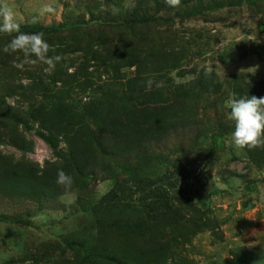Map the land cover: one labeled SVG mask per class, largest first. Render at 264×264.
Returning a JSON list of instances; mask_svg holds the SVG:
<instances>
[{
  "label": "rangeland",
  "instance_id": "obj_1",
  "mask_svg": "<svg viewBox=\"0 0 264 264\" xmlns=\"http://www.w3.org/2000/svg\"><path fill=\"white\" fill-rule=\"evenodd\" d=\"M6 2L20 24L78 23L75 29L44 34L55 49L49 55L63 57L51 72L42 63L23 70L13 67L22 54L5 53L10 37L0 34V87L16 90L7 94L10 105L23 111L28 105L36 108L43 98L30 100L25 93L56 92L59 81L54 88L47 84L53 83L50 75L60 72L58 80L74 87L67 95L74 104L104 103L109 97L112 106L126 97L127 78L136 77V94H153L148 103L155 99L163 109L151 120L158 129L154 136L144 134L141 142L122 139L127 144L110 157L98 151L95 175L83 183L76 171L61 166L66 143L55 151L38 135L41 116L34 121L18 113L19 123L0 125L2 166L6 160L16 164L9 169L37 166L43 176L48 166L50 174L63 169L73 178L70 188L52 179L54 195L41 204L32 189L0 176V264L76 263L82 259L80 246L89 247L93 238L121 250L137 249L143 253L138 256L141 264H158L159 259L168 264H264V147H235L234 122L223 107L229 97H264L249 83L264 78V0L201 9L190 17L186 12L198 0H181L176 8L165 0ZM46 2L56 9L54 14L41 15ZM141 14L156 20L130 25L132 16ZM76 73L86 85L75 81L71 74ZM182 88L199 92L183 94ZM237 88L251 93L238 95ZM125 121L135 128L134 121ZM9 132L26 137L33 150L15 148ZM168 189L173 206L178 189L192 196L188 204H179L185 211L178 227L151 217L149 203ZM116 191L119 198L137 204L134 212L142 224L134 234L124 229L127 235L117 233L102 215V198Z\"/></svg>",
  "mask_w": 264,
  "mask_h": 264
},
{
  "label": "trees",
  "instance_id": "obj_2",
  "mask_svg": "<svg viewBox=\"0 0 264 264\" xmlns=\"http://www.w3.org/2000/svg\"><path fill=\"white\" fill-rule=\"evenodd\" d=\"M260 1L261 0H211L204 2L198 0L195 7L188 10L186 15L187 17L193 16L200 12L201 9L214 10L228 6L254 5ZM154 20H156V17L154 16L142 14L134 15L130 20V25L134 23L154 22ZM72 24L73 23L66 21L58 24L54 23L49 26L41 23H27L20 25L21 31L23 32H42L43 34L48 35L62 32L67 28L75 29L73 28L74 25H78V23L74 25ZM59 74L60 72H55L50 75L52 76L51 81L53 83H51V85L50 83L47 84L49 87L54 88L59 81L61 85L56 92H52L51 90L46 96L41 94L29 96L25 93V98L28 97L30 100L36 101L37 99L43 98L36 108L28 105L25 107V111L19 107L10 105L6 101L7 94L12 95V92H16V90L11 89V92L9 89L2 88L1 86L0 125L19 123L17 120L18 113L31 115V118L34 121H37L41 116V128L37 131L38 135L55 151L59 149L62 143H66L68 149L66 152H68V154L64 159L65 162L62 163L61 166L76 171L80 182L83 183L82 179L88 177L92 178L95 175L98 166L97 163L99 162L98 157H95V155H97L98 151L105 156L110 157L123 150L124 144L127 143H123L122 139L128 138V140H130L129 142H141L144 134L154 136L158 131L156 127L152 126L151 120L157 113H161L163 107L159 105V102H155V99L151 101V103H148L150 95L154 97L151 93H149V95L143 94L140 96L139 94H136V91H139V89L136 90V86L139 82V80L136 81V77L127 78L128 81L126 82L129 84L125 91L127 94L126 97H121L111 106V98L109 97L104 99V103H101L100 101L90 104H83L82 101H79L77 104L72 103L68 100L67 95L74 90V87L71 88L73 85L65 84L63 79L58 80ZM71 76H76L75 81L86 85V83L80 82V74H71ZM249 83L252 86V90L264 94V78L260 80L250 79ZM202 84H204L203 79L201 85ZM1 89L7 90V93H4V90L1 91ZM99 89L109 94L103 87H99ZM198 92V90L182 88L183 94L190 93L195 96ZM246 92L251 93V91L246 89H236L238 95H242ZM135 100L142 102V105H135ZM154 103H156V108L152 107V104ZM135 107L136 109H134ZM126 118L128 121H134L135 128H132L133 122L131 124L126 123ZM6 120L8 121L6 122ZM22 122L25 121L22 120ZM92 125H96L97 129L95 130L92 128ZM28 127L30 128L29 125ZM140 131H144L145 133L142 134ZM16 132H18V130ZM8 136L11 138V144L18 150L22 152L33 150L32 142L26 137L20 136L19 133L11 135L9 132L7 134V137ZM260 154L264 158V149L260 151ZM9 164L16 165L15 163ZM9 164L7 160L5 167L0 164V176L5 177L8 181L14 179L17 183L21 182L26 189H32V197L37 199L41 204L47 201L51 194L54 195V193L51 192L50 186L52 185V179L54 180L57 177L58 171L54 174H50L48 171L52 169H48L47 166L44 170L46 176H43L42 174H39L37 166H14L12 169H9L11 168V166L9 167ZM39 179H42V181H40L38 185L34 183L35 185L33 184L31 186V181H38ZM178 192L179 194L176 197L177 204L175 206H173L171 200L172 196L170 194L171 191H169V189L162 194L160 200L149 203L152 214L151 217L162 222L171 220V223L178 227L181 219L184 217L185 211L184 207L179 204L186 205L192 198L191 194L186 190L182 191V189H178ZM117 193L118 191H116V194H108L102 198L99 207L106 211V214L102 211V215L112 222L110 228L117 233L122 235H127L126 232L134 234L136 229L142 224V221L137 220L138 215L134 212V208L137 204L134 201L129 202L119 198ZM108 196L112 197L109 198ZM162 224V227L166 226L164 223ZM123 229L126 232H122ZM109 246H107V244L99 243L93 238L89 247L80 246L82 252V259L80 261L74 263L65 260L61 263L55 264H141L138 261V256H142L143 253L139 252L137 249L130 248L128 250L126 248L121 250V246L119 245ZM72 248L75 249V247ZM134 253L140 254L133 255ZM158 264L168 263L165 260L159 259Z\"/></svg>",
  "mask_w": 264,
  "mask_h": 264
},
{
  "label": "clouds",
  "instance_id": "obj_3",
  "mask_svg": "<svg viewBox=\"0 0 264 264\" xmlns=\"http://www.w3.org/2000/svg\"><path fill=\"white\" fill-rule=\"evenodd\" d=\"M169 7H179L181 0H165ZM41 15L54 14L56 9L50 3H44L41 7ZM0 34L10 37L3 46L5 53H20L22 59L14 60L13 67L23 70L25 65L42 63L47 67L45 72L55 69L60 62L61 55H49L54 52V47L44 38L42 32L27 33L21 31V25L17 22L14 9L6 2L0 0ZM85 99H87L85 97ZM229 109L228 119L234 122V130L231 133V141L237 148L249 150L264 147V97L245 96L239 99L229 97L223 105ZM73 178L63 169L58 170L57 184L70 188Z\"/></svg>",
  "mask_w": 264,
  "mask_h": 264
}]
</instances>
